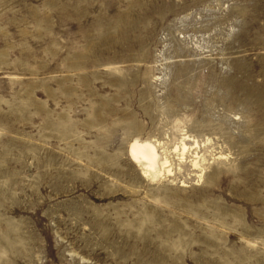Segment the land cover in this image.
Masks as SVG:
<instances>
[{
	"label": "rangeland",
	"instance_id": "1",
	"mask_svg": "<svg viewBox=\"0 0 264 264\" xmlns=\"http://www.w3.org/2000/svg\"><path fill=\"white\" fill-rule=\"evenodd\" d=\"M0 264H264V0H0Z\"/></svg>",
	"mask_w": 264,
	"mask_h": 264
},
{
	"label": "bare ground",
	"instance_id": "2",
	"mask_svg": "<svg viewBox=\"0 0 264 264\" xmlns=\"http://www.w3.org/2000/svg\"><path fill=\"white\" fill-rule=\"evenodd\" d=\"M183 141H188V138L185 137L182 140L180 147L175 149V152H178V163L186 164L187 158L185 157L188 153V148L183 143ZM158 144H154L151 142L140 143L138 141H134L129 147V156L132 162L143 166L144 174L158 177H171L172 173V163L168 160L167 157L162 158V161L159 162V155L157 151ZM197 156H195V160L191 161L192 170L196 171L200 169V165L196 160ZM201 171V169H200Z\"/></svg>",
	"mask_w": 264,
	"mask_h": 264
}]
</instances>
